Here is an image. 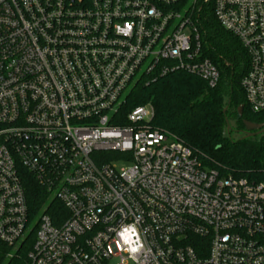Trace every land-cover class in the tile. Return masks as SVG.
Listing matches in <instances>:
<instances>
[{"label": "built area", "instance_id": "built-area-1", "mask_svg": "<svg viewBox=\"0 0 264 264\" xmlns=\"http://www.w3.org/2000/svg\"><path fill=\"white\" fill-rule=\"evenodd\" d=\"M208 6L263 112L264 0H0L1 245L26 264H264V184L201 167L149 106L122 113L142 78L218 85ZM28 177L48 198L34 214Z\"/></svg>", "mask_w": 264, "mask_h": 264}, {"label": "trees", "instance_id": "trees-1", "mask_svg": "<svg viewBox=\"0 0 264 264\" xmlns=\"http://www.w3.org/2000/svg\"><path fill=\"white\" fill-rule=\"evenodd\" d=\"M200 20L203 51L219 72L218 85L211 89L183 72L142 78L131 88L122 113L149 106L153 114L151 126L175 137L201 167L224 177L231 175L264 184V133L252 137L240 133L243 121L264 123V111L251 113L240 87L249 68L248 57L239 41L219 27L211 6L201 10ZM232 132L239 135L237 140L230 139ZM25 195L33 214L47 203L45 192L29 177L25 181ZM52 206L61 208L53 202L49 213ZM26 253L24 247L12 252L0 244V264H26Z\"/></svg>", "mask_w": 264, "mask_h": 264}, {"label": "water", "instance_id": "water-1", "mask_svg": "<svg viewBox=\"0 0 264 264\" xmlns=\"http://www.w3.org/2000/svg\"><path fill=\"white\" fill-rule=\"evenodd\" d=\"M226 110H227V107L223 110V113H225ZM242 110H243L242 107H240L238 109V115L239 116H241ZM225 124H226V130H227V132H229L230 126H229L227 120H225ZM242 125L246 131V133L244 134V137H252V136L264 133V124L263 125H256V124H252L250 122L243 121ZM253 131H256V133H251Z\"/></svg>", "mask_w": 264, "mask_h": 264}, {"label": "rangeland", "instance_id": "rangeland-1", "mask_svg": "<svg viewBox=\"0 0 264 264\" xmlns=\"http://www.w3.org/2000/svg\"><path fill=\"white\" fill-rule=\"evenodd\" d=\"M229 137L231 140H237L239 138V135L236 132H232L229 134Z\"/></svg>", "mask_w": 264, "mask_h": 264}, {"label": "flooded vegetation", "instance_id": "flooded-vegetation-1", "mask_svg": "<svg viewBox=\"0 0 264 264\" xmlns=\"http://www.w3.org/2000/svg\"><path fill=\"white\" fill-rule=\"evenodd\" d=\"M264 123L262 124H257V125H263ZM241 135H244L246 133L245 129L243 128V130L240 131ZM251 133H256V131H253Z\"/></svg>", "mask_w": 264, "mask_h": 264}]
</instances>
